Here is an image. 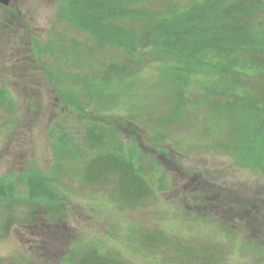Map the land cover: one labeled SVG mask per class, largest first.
I'll list each match as a JSON object with an SVG mask.
<instances>
[{
  "label": "rangeland",
  "instance_id": "rangeland-1",
  "mask_svg": "<svg viewBox=\"0 0 264 264\" xmlns=\"http://www.w3.org/2000/svg\"><path fill=\"white\" fill-rule=\"evenodd\" d=\"M170 1L182 10L191 0H149L164 13ZM69 22L63 0L0 6V181L18 185L17 199L0 205V264H68L92 248L125 264H264V215L248 212L264 204V174L253 162L239 164L238 154L226 149L232 139L222 127L217 132L219 124L196 114L193 105L206 80L187 78V113L165 128L173 103H167L164 81L175 67L149 56L147 44L150 58L136 78L122 89L113 83L99 95L105 103L85 111L92 96L82 81L99 75L106 63H121V52L97 51ZM58 51L78 52L80 59L61 61ZM59 76L61 90L75 87L76 105L56 88ZM90 124L142 155L155 189L151 198L126 205L114 185L82 180L92 154L84 144ZM69 139L78 147L60 157L69 148L60 140ZM33 170L52 179L59 202L26 203L19 179Z\"/></svg>",
  "mask_w": 264,
  "mask_h": 264
},
{
  "label": "trees",
  "instance_id": "trees-1",
  "mask_svg": "<svg viewBox=\"0 0 264 264\" xmlns=\"http://www.w3.org/2000/svg\"><path fill=\"white\" fill-rule=\"evenodd\" d=\"M63 2L70 25L93 40L97 51L121 52V63H106L99 75L82 81L86 94L92 96L85 111L96 101L105 103L99 95L113 83H121V89L125 88L149 56L165 58L175 68L165 76L164 83L170 92L166 100L173 107L164 116L162 126L175 125L187 113L190 87L187 78L191 74L203 77L206 81L202 96L193 105L196 114L219 124L215 127L217 132L222 127L229 140L232 139L226 149L238 154L239 164L253 162L256 170L264 174V0H191L182 10H175L177 6L170 1L172 7L167 13L152 9L149 0ZM11 22L14 25L15 21ZM147 44H152L153 49L149 56L145 53ZM58 52L61 61L67 55L68 61L80 59L78 52L71 55ZM55 80L56 88L61 90L60 76ZM82 82L78 80L75 85ZM74 88L72 85L61 90L67 93L63 95L67 104H77ZM207 110L208 116H203ZM97 125L90 124L86 129L84 144L92 154L85 162L82 180L91 186L114 185L119 200L126 205L135 206L151 198L155 189L150 172L142 165V155L128 151L123 139L117 141L115 134L106 133ZM60 142L69 147L59 151L60 157L70 156L78 147L75 140ZM19 180L27 190V204L60 201L52 197L55 189L52 179L40 170L22 174ZM17 191L14 180L0 181L1 207L15 201ZM154 239L158 240L156 236ZM85 252L68 264H125L112 255L102 256L95 248Z\"/></svg>",
  "mask_w": 264,
  "mask_h": 264
},
{
  "label": "flooded vegetation",
  "instance_id": "flooded-vegetation-1",
  "mask_svg": "<svg viewBox=\"0 0 264 264\" xmlns=\"http://www.w3.org/2000/svg\"><path fill=\"white\" fill-rule=\"evenodd\" d=\"M262 193H263V195H262V198H263V200H264V191L262 190ZM252 204H254V203H252ZM257 205H259V204H257ZM256 210V211H255ZM263 211H264V204H262V205H260V206H258V207H255V206H251L250 207V210L248 211L250 214H252L253 212L255 213V212H260L262 215H264V213H263ZM263 220H264V218H263Z\"/></svg>",
  "mask_w": 264,
  "mask_h": 264
},
{
  "label": "water",
  "instance_id": "water-1",
  "mask_svg": "<svg viewBox=\"0 0 264 264\" xmlns=\"http://www.w3.org/2000/svg\"><path fill=\"white\" fill-rule=\"evenodd\" d=\"M14 0H0V5L8 7Z\"/></svg>",
  "mask_w": 264,
  "mask_h": 264
}]
</instances>
